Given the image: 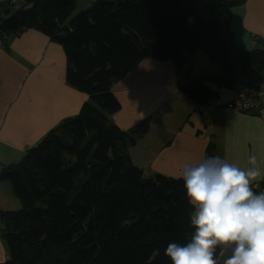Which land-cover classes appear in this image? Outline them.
<instances>
[{
	"label": "trees",
	"instance_id": "obj_1",
	"mask_svg": "<svg viewBox=\"0 0 264 264\" xmlns=\"http://www.w3.org/2000/svg\"><path fill=\"white\" fill-rule=\"evenodd\" d=\"M10 1L0 5V44L42 32L65 54L67 84L88 100L19 162L0 164V182L21 205L0 211L2 264H171L165 249L190 238L193 206L183 180L131 163L127 148L149 126L114 124L112 86L144 60L170 61L182 92L206 105L242 76L264 74L263 45L247 52L234 43L232 9L245 0H94L73 18L75 0H16V10ZM199 51L217 75L192 78ZM253 188L264 191V181Z\"/></svg>",
	"mask_w": 264,
	"mask_h": 264
},
{
	"label": "crops",
	"instance_id": "obj_2",
	"mask_svg": "<svg viewBox=\"0 0 264 264\" xmlns=\"http://www.w3.org/2000/svg\"><path fill=\"white\" fill-rule=\"evenodd\" d=\"M7 1L0 0V5ZM231 29L239 49H257L252 37L262 46L264 0H245L234 7ZM5 43L6 47L0 44V164L10 165L19 162L27 149L37 145L63 120L76 116L88 96L67 84L65 54L42 32L28 30ZM205 74L217 75L218 70ZM256 80L264 84V74L242 76L235 88L219 89L215 100L199 105L182 92L180 75L172 62L147 59L113 84L112 93L121 109L111 119L124 131L147 122V131L127 148L131 163L147 176L159 174L177 179L185 164L199 162L208 152L242 168L248 166V157L255 155L264 171V108L248 113L227 108L236 91ZM172 104L185 116L181 127L163 145L154 148L142 144L150 135L153 121L169 122L159 115L168 106L172 109ZM171 113L170 109L163 112ZM6 185L9 183L0 182V211L17 210L11 206L18 200L10 185L15 200L8 197ZM7 259L6 245L0 240V264Z\"/></svg>",
	"mask_w": 264,
	"mask_h": 264
},
{
	"label": "clouds",
	"instance_id": "obj_3",
	"mask_svg": "<svg viewBox=\"0 0 264 264\" xmlns=\"http://www.w3.org/2000/svg\"><path fill=\"white\" fill-rule=\"evenodd\" d=\"M247 164L213 156L184 165L177 179L193 206V231L187 242L167 245L171 264H264V191L253 188L264 171L255 155Z\"/></svg>",
	"mask_w": 264,
	"mask_h": 264
},
{
	"label": "rangeland",
	"instance_id": "obj_4",
	"mask_svg": "<svg viewBox=\"0 0 264 264\" xmlns=\"http://www.w3.org/2000/svg\"><path fill=\"white\" fill-rule=\"evenodd\" d=\"M89 1L90 0H75L76 9H75V12L73 13L71 18L75 17L77 14L82 12ZM196 58L198 60L191 64V69H190L191 72L193 73L194 77L198 78L201 75H204L205 73H211V71H213L214 74L217 72L218 68L209 61V59L207 58V56L205 55V53L203 51L197 52L193 61H195ZM179 75H180V83H181V85H184L186 83V81L181 78V74H179ZM215 75H213V76H215ZM170 106H172L174 109L173 108L171 109L168 106L159 115V118L164 117V119L168 120L169 122H165L163 119L153 121L152 125H151V131L148 133L150 135L146 136V139L143 141L142 144H151V146L154 148H156L160 145H163L164 143H166L168 141V138L171 136L172 132L174 130L178 129L179 127H181L182 122L185 120L184 114H182V113L180 114L175 109L174 104H172ZM178 107H181V106H178ZM167 109H170L172 111V113L168 114V115H164L163 112L166 111ZM173 110H175L176 114H173ZM161 139L165 140V142H162ZM145 176H147V175H145ZM6 186L9 190L8 191V197H10L12 200H15V198H13V196L11 194V189H10L9 185H6ZM14 202H16L17 205L11 206V208L17 209L14 211L20 210L21 205H20L19 201H14Z\"/></svg>",
	"mask_w": 264,
	"mask_h": 264
},
{
	"label": "built area",
	"instance_id": "obj_5",
	"mask_svg": "<svg viewBox=\"0 0 264 264\" xmlns=\"http://www.w3.org/2000/svg\"><path fill=\"white\" fill-rule=\"evenodd\" d=\"M11 9L16 10L19 4L16 0H11ZM252 44L254 47H260V42L255 37H252ZM263 48H264V44ZM227 108L237 110L240 112H259L264 108V84L258 80L253 81L248 86L236 91L234 98ZM3 226L0 224V231Z\"/></svg>",
	"mask_w": 264,
	"mask_h": 264
},
{
	"label": "water",
	"instance_id": "obj_6",
	"mask_svg": "<svg viewBox=\"0 0 264 264\" xmlns=\"http://www.w3.org/2000/svg\"><path fill=\"white\" fill-rule=\"evenodd\" d=\"M72 122H73L72 118H67V119L63 120L62 124H64V125H69V124H71Z\"/></svg>",
	"mask_w": 264,
	"mask_h": 264
}]
</instances>
